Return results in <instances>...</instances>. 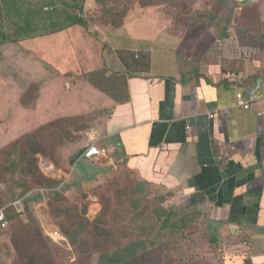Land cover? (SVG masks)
Returning a JSON list of instances; mask_svg holds the SVG:
<instances>
[{
    "label": "crops",
    "instance_id": "1",
    "mask_svg": "<svg viewBox=\"0 0 264 264\" xmlns=\"http://www.w3.org/2000/svg\"><path fill=\"white\" fill-rule=\"evenodd\" d=\"M69 1L0 0L1 36L9 40L0 47L11 48L15 40L18 54H31L24 74L34 61L54 69L32 79L39 80L42 106L31 113L19 104L31 93L12 79L2 54L10 131L56 108L58 119L84 120L89 127L72 133L69 155L105 149L93 158L101 170L85 167L82 180L61 183L63 193L87 194L97 181L126 169L137 190L171 193L186 212L200 216L223 249V264H264V0L199 4L203 16L188 26L174 25L161 6L131 10L119 25L103 23L87 16L98 9L97 0L72 1L75 13ZM76 15L87 24H76ZM75 32L91 66L101 53L106 67H89L87 74L81 64L75 68ZM237 92L248 108L237 105ZM63 93L70 97L64 100ZM83 132L88 138L81 144ZM52 166L50 175L42 170L49 178L67 175Z\"/></svg>",
    "mask_w": 264,
    "mask_h": 264
},
{
    "label": "rangeland",
    "instance_id": "2",
    "mask_svg": "<svg viewBox=\"0 0 264 264\" xmlns=\"http://www.w3.org/2000/svg\"><path fill=\"white\" fill-rule=\"evenodd\" d=\"M72 1H69L71 5ZM101 1H97L98 9L94 12L95 15L87 13L88 19L118 23L131 10L161 6L165 13L170 15L174 25L188 26L203 16L200 14L204 13V9L202 7L199 11L198 5L211 4L213 0ZM73 6L69 11L75 13L78 8ZM2 17L1 27L4 21ZM69 23L71 22H62V26ZM1 27L0 44H4L9 40L1 36ZM72 41L77 42L79 46L76 51L78 63L74 65L76 69L81 64V72L87 74L89 67H106L105 56L101 53L96 58V63L91 66V54L86 46L80 47L76 32L72 35ZM94 42L98 45L95 39ZM15 43V40L10 43L14 45L11 48L0 47V67L6 69L3 54L7 59V69L10 68L9 72L13 73L12 79L17 80L25 91L34 92L37 84H40L39 80H32L35 75L43 76L44 72L46 76L54 75V69L50 71L47 63L36 61V64L34 61L24 74V59L33 57L31 54H18ZM93 49L100 51L97 46ZM11 50L13 55L8 56ZM12 64L15 65L11 68ZM0 85V119L3 122L6 120L0 128V197L10 202L24 195L19 201L24 200L21 207L23 212H19L22 216L14 217L12 222L7 220L8 225L4 229L0 226V264H18L21 257L24 258V264H32V260L36 259L42 264H122L125 258L131 255V251L127 250L131 244H138L132 256H139L128 264H223V249L214 243L213 232L208 230L200 216L195 212H186V206L176 203L178 199L171 193L137 190L139 183L134 173L126 169L115 170L105 182L97 181L87 194L84 190L63 193L61 183L68 186L72 185L74 180L80 181L85 177L75 172L72 162H75L76 153L69 155V151L73 150L69 144L74 138L72 133L81 128H85V131L89 124L84 120H72V124L71 121L58 122L57 117L62 115L59 108L52 110V113H44L43 120L32 123V129H25L27 137L20 141L22 151L37 152L36 149H43L45 155H36L38 162L27 160L26 168L22 172L17 166V154H14L15 151L11 147L13 144L8 146L3 143L6 137H9V140L17 138L15 143L24 135H11L10 111L2 103V100H7L5 88L8 84L2 82ZM32 97L34 102L30 99L27 105L32 104L34 109L42 106L37 96ZM29 111L34 112L32 109ZM96 123H99L98 118ZM78 137L79 142L88 138L85 132ZM42 165L46 170L41 168ZM52 165L67 175L60 180L49 178L43 171L50 175L47 169H51ZM59 177L60 173L57 178ZM171 200L176 204L171 206ZM1 211L6 216L4 209L0 210V214ZM166 213H169L168 217ZM165 217L167 225L163 224ZM99 238L103 242L112 241L116 247H101L96 250L93 246L85 253L84 249ZM19 250H22V254H19ZM116 252L121 253L122 260ZM142 255H145V258Z\"/></svg>",
    "mask_w": 264,
    "mask_h": 264
},
{
    "label": "trees",
    "instance_id": "3",
    "mask_svg": "<svg viewBox=\"0 0 264 264\" xmlns=\"http://www.w3.org/2000/svg\"><path fill=\"white\" fill-rule=\"evenodd\" d=\"M97 1H101V0H97ZM102 2V1H101ZM75 23L76 24H87V22L85 21V20H83L81 17H79V16H75ZM119 24H121V21L120 22H118V23H114V25H119ZM5 77V76H4ZM4 80H5V78H4ZM39 92H40V89L38 88V87H36V89H35V91L34 92H31V94H30V96H28L27 98H25V99H23V101H21L19 104H22L23 103V105L29 110V109H34L33 108V106H32V104L31 105H27V103L25 102L29 97H31L30 99H32V103L34 102L33 100V97L32 96H39ZM70 93V92H69ZM69 93H63V95L62 96H64V97H62L64 100H66L67 99V97L69 96L70 97V94ZM52 94V93H51ZM29 99V100H30ZM2 103H3V100H2ZM0 108H2V105H1V103H0ZM0 116H1V114H0ZM21 120V118H19V121ZM64 120V122H69V121H71V124L73 123V121H75L74 119H71V118H69V117H63V118H59V119H57V121L58 122H62ZM73 120V121H72ZM6 121V120H5ZM4 121V122H5ZM11 121V120H10ZM4 122L2 121V119H0V128L3 126V124H4ZM16 125V129H13L12 131H11V135L12 136H17V137H19V136H22V135H24L18 142H15L14 143V141L17 139V138H15V139H10L9 140V137H6V141H4L3 143H5L6 145H11V144H13L11 147H12V150L13 151H15L14 152V154H17L16 155V157L18 158V167H20V169H21V171L22 172H24V169L26 168L25 167V163L27 162V160H32V161H37V159L38 158H36V155H38V154H40L41 153V155L42 154H44V152H43V149H41V150H37L36 149V151L37 152H31V151H28V152H24V151H22V145H21V143H20V141L23 139L24 140V138L25 137H27V135L25 134V129H27V128H30V129H32V126L31 125H29V126H27V124H26V122L25 121H21V122H18V123H16L15 124ZM11 128H13V127H11ZM27 134H29V133H27ZM5 135H6V133H5ZM45 155V154H44ZM15 160H16V158H15ZM13 162H15V161H13ZM38 162V161H37ZM17 167V168H18ZM61 194H58V196H60ZM24 198V195H22V196H19V197H16L15 199H13L12 201H6V199H4V198H2V197H0V210H2V209H4V211L6 212V218H7V220L9 221V222H12L13 221V219H14V217H17V216H22V214L21 213H19V212H23V210L21 209V207H23L22 205H23V203H24V200L23 201H21V202H19L20 200H22ZM11 212V213H10ZM167 218L165 217V220H166ZM165 225H167V223H165ZM165 228H167V227H165ZM2 230V229H1ZM60 234V233H59ZM66 235V234H65ZM66 236H68V235H66ZM110 236H108V239L110 240V238H109ZM108 240V241H109ZM93 246H94V248L96 249V250H98V248H101V247H107L108 249H114L115 247H116V245H115V243H113L112 241H109V242H103V240H101V238H99V239H95V240H93V242L91 243V245H89L88 247H86L85 249H84V252L86 253V252H88V248H90V247H92L93 248ZM138 246V244H131L130 246H128V251L130 252V256L129 257H127V258H125V260L123 261L124 263H122V264H128V263H130V262H132V261H135L136 259V257H138L139 256V254L138 255H133L132 256V254L133 253H135V251L137 250V247ZM19 254H22V250H19ZM115 254V253H114ZM116 254H117V256H118V258H120V260H122V256H121V253L120 252H116ZM142 256H144V258H145V255H142ZM23 261H24V258H19V263L18 264H24L23 263ZM33 261V263L32 264H42V262L41 261H39L38 259H36V260H32Z\"/></svg>",
    "mask_w": 264,
    "mask_h": 264
},
{
    "label": "water",
    "instance_id": "4",
    "mask_svg": "<svg viewBox=\"0 0 264 264\" xmlns=\"http://www.w3.org/2000/svg\"><path fill=\"white\" fill-rule=\"evenodd\" d=\"M100 150L97 147L91 148H82L76 153L75 162H72L75 167V172L81 174L85 167H89L90 172H96L101 170L99 166L95 165L93 158L99 155ZM95 169V171H94Z\"/></svg>",
    "mask_w": 264,
    "mask_h": 264
},
{
    "label": "built area",
    "instance_id": "5",
    "mask_svg": "<svg viewBox=\"0 0 264 264\" xmlns=\"http://www.w3.org/2000/svg\"><path fill=\"white\" fill-rule=\"evenodd\" d=\"M236 98H237V105L241 106L242 108H248L249 107V102L243 99V95L241 92H237L236 93ZM106 152L105 149L100 150L99 155H104ZM99 160V159H98ZM8 225V221L6 216L4 215V213L1 211L0 214V226L4 229L5 227H7Z\"/></svg>",
    "mask_w": 264,
    "mask_h": 264
}]
</instances>
